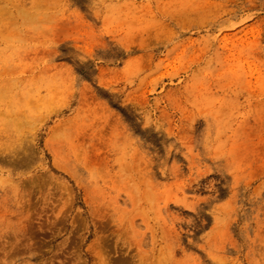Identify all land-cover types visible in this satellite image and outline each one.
Returning a JSON list of instances; mask_svg holds the SVG:
<instances>
[{
  "label": "rangeland",
  "instance_id": "obj_1",
  "mask_svg": "<svg viewBox=\"0 0 264 264\" xmlns=\"http://www.w3.org/2000/svg\"><path fill=\"white\" fill-rule=\"evenodd\" d=\"M0 264H264V0H0Z\"/></svg>",
  "mask_w": 264,
  "mask_h": 264
}]
</instances>
